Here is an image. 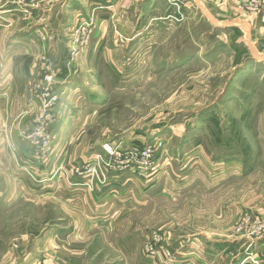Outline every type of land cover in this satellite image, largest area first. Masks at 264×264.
<instances>
[{"label":"rangeland","instance_id":"rangeland-1","mask_svg":"<svg viewBox=\"0 0 264 264\" xmlns=\"http://www.w3.org/2000/svg\"><path fill=\"white\" fill-rule=\"evenodd\" d=\"M73 1L0 0L30 49L0 132V264H106L119 222L164 264L179 243L264 264V54L214 0H99L74 24Z\"/></svg>","mask_w":264,"mask_h":264},{"label":"crops","instance_id":"crops-1","mask_svg":"<svg viewBox=\"0 0 264 264\" xmlns=\"http://www.w3.org/2000/svg\"><path fill=\"white\" fill-rule=\"evenodd\" d=\"M86 1V4L83 2ZM114 2L116 0H110ZM131 0H117L114 5L119 10L127 8ZM215 7L220 6L223 11L230 13L233 18L232 23L226 25L230 29L231 35H237V38H246L248 46L251 48V53H258V55L264 54V8L259 13H254L248 9V3L242 2L243 0H214ZM223 1L221 5L219 2ZM95 6L102 5L99 0H74L70 5V11L73 14V24L82 21L85 17L88 20L90 10ZM104 5V4H103ZM93 6V7H92ZM246 6V7H245ZM85 7V8H83ZM245 8V9H244ZM247 8V9H246ZM110 11V10H109ZM89 14L87 15V13ZM106 13L100 14L103 16L101 19L104 23L106 19ZM80 16V18H79ZM56 22L53 21V23ZM218 27V26H217ZM221 28L223 25L221 24ZM0 29V107L6 106L7 112L0 114V132L2 134L4 129V122L16 121L15 110L12 106L15 104V60L21 55L30 50L27 46L28 41L22 38L19 42H16L14 35L8 34L9 28ZM233 29V30H232ZM236 29V30H234ZM239 33V36L237 33ZM10 38V39H9ZM259 48V49H258ZM261 50V52L259 51ZM260 52V53H259ZM264 60V58H263ZM264 63V61H263ZM25 74V71L22 72ZM27 100L22 98V123L25 122L26 115L28 114ZM6 104V105H5ZM6 115V121H4V115ZM18 121V117H17ZM8 124V123H7ZM7 130V129H6ZM2 138V136H0ZM3 151V150H2ZM7 152V151H6ZM125 226H122V222H119L115 227L109 230L115 236L113 241L108 243V247L113 251L109 259L104 262L106 264H164L160 259H148L144 254L143 242H129L125 241L124 235H130L134 231V234L139 236L143 235V229L137 228L133 230H126ZM128 231V232H127ZM123 241H122V238ZM129 239V238H128ZM171 249L176 253V260L174 264H251L249 258L246 261H239L236 256L229 255L226 249H223L220 245H189L185 243L172 244ZM192 251H198L199 253H192ZM160 260V261H159ZM88 262L87 264H89ZM93 264V262L91 263Z\"/></svg>","mask_w":264,"mask_h":264},{"label":"built area","instance_id":"built-area-1","mask_svg":"<svg viewBox=\"0 0 264 264\" xmlns=\"http://www.w3.org/2000/svg\"><path fill=\"white\" fill-rule=\"evenodd\" d=\"M251 3H248V9L252 12H258L259 10L264 8V0H250ZM105 150L113 155V148L111 146H106ZM148 252L151 255L150 258L153 259L154 256L156 255V250H154V246H150L148 248ZM172 259V256H170ZM171 263H173V260H171Z\"/></svg>","mask_w":264,"mask_h":264}]
</instances>
